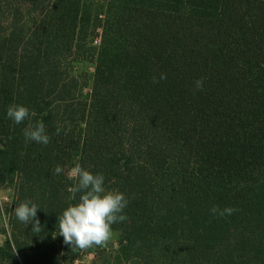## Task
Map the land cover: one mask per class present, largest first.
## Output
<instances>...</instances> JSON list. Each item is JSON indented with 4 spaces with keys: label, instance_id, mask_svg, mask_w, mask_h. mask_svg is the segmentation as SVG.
Instances as JSON below:
<instances>
[{
    "label": "trees",
    "instance_id": "16d2710c",
    "mask_svg": "<svg viewBox=\"0 0 264 264\" xmlns=\"http://www.w3.org/2000/svg\"><path fill=\"white\" fill-rule=\"evenodd\" d=\"M40 121L46 146L23 134ZM0 146V264H264V0H0ZM77 160L129 201L116 250L59 235Z\"/></svg>",
    "mask_w": 264,
    "mask_h": 264
},
{
    "label": "clouds",
    "instance_id": "9594fccd",
    "mask_svg": "<svg viewBox=\"0 0 264 264\" xmlns=\"http://www.w3.org/2000/svg\"><path fill=\"white\" fill-rule=\"evenodd\" d=\"M166 74H161L159 79H166ZM153 81L158 83L156 77ZM196 89L203 87V79L195 81ZM7 116L15 124L19 125L29 118V109L23 105L11 104L7 108ZM35 115V113H32ZM62 125L57 124L55 134L59 135ZM26 140L35 141L43 145L50 143L51 137L46 131L43 121L36 124L29 123L23 130ZM2 147V146H0ZM64 169L57 165L55 174H60ZM69 179L77 181L74 187H69L72 194L71 199H76L77 193H82L79 200L74 205H69L58 217L59 235L63 237V243L71 247L72 250H85L95 246L104 247L112 237V225L123 222L127 219L124 209L129 201L125 195L117 190H106L104 187V175L102 173L93 174L86 170L78 162L67 172ZM39 206L30 199L22 201L15 208L17 219L25 225H32V232L39 234L42 225L37 218ZM236 209L225 207L220 210L218 206H213L211 212L224 216L231 215ZM55 237V235H54Z\"/></svg>",
    "mask_w": 264,
    "mask_h": 264
},
{
    "label": "rangeland",
    "instance_id": "374dc122",
    "mask_svg": "<svg viewBox=\"0 0 264 264\" xmlns=\"http://www.w3.org/2000/svg\"><path fill=\"white\" fill-rule=\"evenodd\" d=\"M97 43H95L96 45ZM80 71L88 74H93V65L90 63H84L80 65ZM89 92V89L85 90V94ZM13 189L0 190V246L6 242L7 233L9 232V214L11 203L13 202ZM120 239V233L118 231H112V237L107 243V248L110 250H116L118 248V241ZM94 256L86 255L83 257V264H93Z\"/></svg>",
    "mask_w": 264,
    "mask_h": 264
}]
</instances>
